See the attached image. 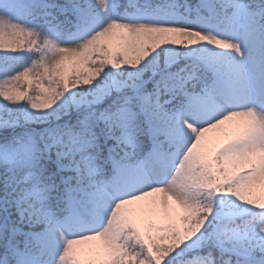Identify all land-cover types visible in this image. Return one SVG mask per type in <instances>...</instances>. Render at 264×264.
I'll list each match as a JSON object with an SVG mask.
<instances>
[{"label": "snow or ice", "instance_id": "1", "mask_svg": "<svg viewBox=\"0 0 264 264\" xmlns=\"http://www.w3.org/2000/svg\"><path fill=\"white\" fill-rule=\"evenodd\" d=\"M0 264H264V0H0Z\"/></svg>", "mask_w": 264, "mask_h": 264}]
</instances>
